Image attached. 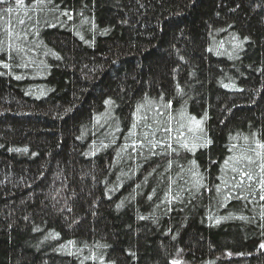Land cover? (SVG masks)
<instances>
[{"label":"trees","instance_id":"1","mask_svg":"<svg viewBox=\"0 0 264 264\" xmlns=\"http://www.w3.org/2000/svg\"><path fill=\"white\" fill-rule=\"evenodd\" d=\"M260 145L264 0L0 4V264H264Z\"/></svg>","mask_w":264,"mask_h":264},{"label":"snow or ice","instance_id":"2","mask_svg":"<svg viewBox=\"0 0 264 264\" xmlns=\"http://www.w3.org/2000/svg\"><path fill=\"white\" fill-rule=\"evenodd\" d=\"M38 2H41L42 3L43 0H38ZM3 3H5V0H0V4H3ZM17 3L22 4L23 3V0H17ZM6 11L11 12L12 9L11 8H8ZM20 23H23V21H20ZM5 67H7V65H5ZM197 123H199V122H197ZM165 131H170V129H165ZM186 146L187 145H185V147ZM260 146L261 147H264V145H260ZM152 147L155 148L156 147V144H152ZM169 147H171V145H169ZM152 154L155 155V153H152ZM226 163H227V161H226ZM233 171H236V169H233ZM241 176L242 177L243 176H246L247 179H249V180L252 179V176L249 173H247V172H243L242 171L241 172ZM262 184H264V181H262ZM217 191H219V189H217ZM261 199H264V196H262ZM141 219H143V217H141ZM261 248H264V244L261 245ZM172 264H180V262L179 261H173Z\"/></svg>","mask_w":264,"mask_h":264}]
</instances>
